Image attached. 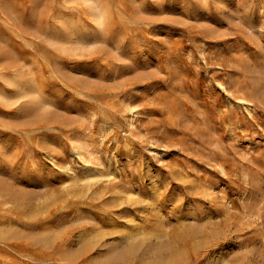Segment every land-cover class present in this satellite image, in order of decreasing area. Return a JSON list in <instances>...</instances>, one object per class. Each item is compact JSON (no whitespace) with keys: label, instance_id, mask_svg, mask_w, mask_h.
<instances>
[{"label":"rangeland","instance_id":"374dc122","mask_svg":"<svg viewBox=\"0 0 264 264\" xmlns=\"http://www.w3.org/2000/svg\"><path fill=\"white\" fill-rule=\"evenodd\" d=\"M85 1L0 0V264H264V0Z\"/></svg>","mask_w":264,"mask_h":264},{"label":"bare ground","instance_id":"6f19581e","mask_svg":"<svg viewBox=\"0 0 264 264\" xmlns=\"http://www.w3.org/2000/svg\"><path fill=\"white\" fill-rule=\"evenodd\" d=\"M97 1L98 0H86L85 5L88 8V10L90 11L89 18L92 20L93 23H95V25L100 26L102 24L101 17H102V14L104 13V9H101V10L99 9ZM77 24L78 23H76L75 20L62 22L60 29L58 31L54 32L53 35L49 37V39H51L50 43L54 46L60 45L62 50L64 49L62 47L63 44H68L71 47L81 46V45H84L86 43L92 44L93 40H90V36L92 35V33L88 32V34H87L86 24L85 23H80L79 25H77ZM88 37H89V39H88ZM7 61H8V59H7ZM15 63H16V61H15ZM16 65H19V64H16ZM13 70H15V69H13ZM8 84L13 88L11 91V96H12L11 98H14V99H12V100H15L16 102H24V105L29 106L31 108V110L34 111V113H37V112H39V114L40 113L41 114L46 113L48 111L49 107L52 105V103L48 100L44 89L37 82V79L31 75L30 71L24 72L21 69L17 70L14 77H11L10 79L8 78ZM261 92H262V90H261ZM261 95L262 94L260 93V96ZM0 96H2L3 98L6 97V99H7V96H4V94H2L1 92H0ZM22 105H23V103H22ZM34 113L32 112V114H34ZM81 149H82L81 147H78L75 150L76 155H78V156L82 155V152L80 151ZM0 188H1V185H0ZM6 191H5V195H7ZM2 192L4 193L3 190H2ZM11 194H12V191H11ZM6 197H9V195ZM12 202H13V200H12ZM140 230H141V228H137L138 232L135 235L127 234V235L123 236V238H121L122 241L119 242L120 245H122V244L124 245L125 242H130L131 240L138 241L139 236L141 234H143V232H140ZM9 231L10 230L3 232V233L1 232L0 238L4 239V237L7 236L6 234ZM155 241H157V240H155ZM150 243H148V244L150 245ZM149 245H147V246H149ZM136 247L134 246L132 249H134ZM152 248L153 247L148 248V249L150 250ZM148 249L146 248V250H148Z\"/></svg>","mask_w":264,"mask_h":264}]
</instances>
